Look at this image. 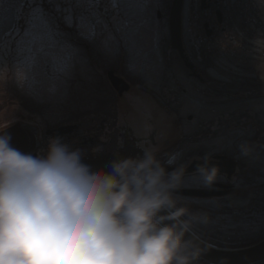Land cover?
Listing matches in <instances>:
<instances>
[{"label": "flooded vegetation", "instance_id": "obj_1", "mask_svg": "<svg viewBox=\"0 0 264 264\" xmlns=\"http://www.w3.org/2000/svg\"><path fill=\"white\" fill-rule=\"evenodd\" d=\"M97 2L62 0L57 21L64 29L69 22L66 6L76 5L79 12L72 18L76 34L60 35V57L67 58L68 65L81 56L84 76L81 95L71 88V97H64L70 104L61 107L58 116L45 103L35 105L19 97L22 91L14 81H4V74L18 72L25 62L18 45L27 18L20 17L14 55L6 58L0 50V133L13 128L12 143L34 154L46 147L50 136L60 135L80 148L84 159L142 158L147 150L159 166L185 168L194 161L208 162V169L218 168L210 184L200 169L164 174L174 185L177 206L186 209L181 219L188 229L217 249L250 246L263 239L264 0H181L174 46L169 29L172 0H149L142 18L134 23L126 19V37L133 27L131 37L140 41L132 50L126 40V66L120 65L125 56L114 50L117 39L98 34ZM23 4L29 8L27 0ZM135 4L136 0L126 1L132 13ZM42 58L36 56L32 71L48 63ZM109 71L126 83L125 91L117 92ZM115 102L123 106L122 113H115ZM174 190L192 193L184 196ZM182 252L194 257L191 264H210L184 246Z\"/></svg>", "mask_w": 264, "mask_h": 264}, {"label": "clouds", "instance_id": "obj_2", "mask_svg": "<svg viewBox=\"0 0 264 264\" xmlns=\"http://www.w3.org/2000/svg\"><path fill=\"white\" fill-rule=\"evenodd\" d=\"M93 168L60 135L39 153L0 133V264H191L181 218L151 151ZM212 183L218 168H201Z\"/></svg>", "mask_w": 264, "mask_h": 264}, {"label": "rangeland", "instance_id": "obj_3", "mask_svg": "<svg viewBox=\"0 0 264 264\" xmlns=\"http://www.w3.org/2000/svg\"><path fill=\"white\" fill-rule=\"evenodd\" d=\"M126 1L128 0H118L117 4H113L111 0H99V2L94 4V7H99L98 11L95 8L94 14L100 15V20L97 21V25H101L100 28H98V34L99 35H108L111 39L107 38L108 40H112V38L119 40H113V46L115 47V51H120V54L122 58L126 55V40H130L131 49L133 50V45H140V41L137 39H132L131 34L133 31V27L129 28V35L126 37V19L130 23L135 22V18H142V16L148 12V9L150 8V2L149 0H136V4L134 7V11L129 9V7H126ZM22 0H2L0 2V34H1V41L3 40L2 48V54L4 57L9 58L14 55V46L15 42L14 39L17 36V29H18V20H17V14L19 12V17L28 18V13H26L25 5H20ZM20 5V6H19ZM29 7H32L29 3L27 4ZM61 5L62 0H41L40 6L43 8L44 15L47 17V20L50 22L51 29H52V35L53 39L51 40L50 47H47L44 53H41L40 56L47 58V59H53L52 58V52L54 50L56 56L60 57V52H57L58 47L55 43L58 42L60 39V35L57 33H60L58 29L61 30H69L67 33L69 34L71 31H74L71 33V35H75L76 31L74 28L76 26H73L74 23H72V18L76 17L78 15L79 11H76V5L69 4L67 5V12L65 17L71 18V21H69L68 26L64 29V27L60 24H58L57 19L60 20L61 18ZM19 7V10H18ZM48 12H51L54 14L55 18L52 16H48ZM89 26L85 25L84 30H89ZM122 35V36H121ZM125 35V36H124ZM121 36V37H120ZM90 41V37H87ZM117 42V43H116ZM116 44V46H115ZM69 49L70 46H69ZM72 50V49H71ZM75 50V48L73 49ZM19 51V50H18ZM20 53V52H19ZM21 54V53H20ZM22 55V54H21ZM24 56V55H22ZM146 54H144V59L146 58ZM44 58H42V62H44ZM126 56L122 59V62L120 63L121 66H126ZM70 62V61H69ZM68 62V63H69ZM92 63V61H91ZM88 63L89 65L91 64ZM67 65V64H66ZM92 65H94L92 63ZM23 73L21 74V71L18 70L19 75L15 77L13 74V78H15L16 86L24 93L28 94V90L33 92L32 96L35 97L36 102H42L45 103L46 106L49 109L59 111V106L54 105L58 104L60 102L64 101V97H71L69 95V90L71 88H76V94L77 97L81 95V91L79 90L81 75L84 76L82 73V67H83V58L79 56L78 58H74L71 63V68L67 65V68L64 67V69L57 70L56 64L52 65L51 62L48 61V63L44 62L43 64H40L39 66H35L33 68L34 72V78L32 80V83H30V80L32 78V63H24L19 66ZM40 72V73H39ZM7 74H4V76ZM80 76V77H79ZM24 77L26 80H23ZM76 83L77 85L72 87V84ZM75 94V93H73ZM74 96V95H73ZM76 103V100L73 102V104ZM69 105L70 101L63 102V106ZM144 104H138V108H145ZM125 108V106H124ZM41 110V109H40ZM123 112V106L118 105L115 102V113H122ZM115 123H119V118L116 115L115 116ZM116 132L118 133L121 131L119 126L115 127Z\"/></svg>", "mask_w": 264, "mask_h": 264}, {"label": "water", "instance_id": "obj_4", "mask_svg": "<svg viewBox=\"0 0 264 264\" xmlns=\"http://www.w3.org/2000/svg\"><path fill=\"white\" fill-rule=\"evenodd\" d=\"M179 16H180V0H174V3L171 8L170 14V27H171V35L174 41L175 36H178L179 31ZM93 168L101 167L106 170H110L109 162L111 160L106 159H92V160H84ZM189 169H186L182 172H187ZM170 173H174V170H168ZM198 242L193 239L191 234L188 231H185L184 236L182 238V244L187 247H196L201 251V255L207 259L208 261L214 264H249L261 259H264V240L259 243L237 250H213L210 248H206L203 245L197 244ZM195 248V249H196Z\"/></svg>", "mask_w": 264, "mask_h": 264}, {"label": "snow or ice", "instance_id": "obj_5", "mask_svg": "<svg viewBox=\"0 0 264 264\" xmlns=\"http://www.w3.org/2000/svg\"><path fill=\"white\" fill-rule=\"evenodd\" d=\"M2 2V0H0ZM94 2V0H89ZM113 4H117L118 0H111ZM27 3L32 5L29 9L27 18V27L24 31V39L18 45L19 52L25 56V63H34L38 54L44 53L47 47H50L51 40L54 38L50 22L44 15L43 8L40 6L41 0H27ZM20 17L17 16L19 21ZM71 21V18H67ZM19 35V32H17ZM3 45L0 44V50ZM54 63L57 70H63L67 63V58L56 56L54 50L52 52Z\"/></svg>", "mask_w": 264, "mask_h": 264}]
</instances>
